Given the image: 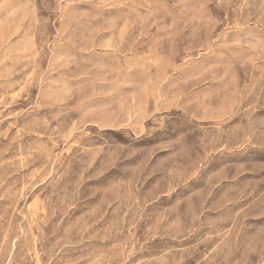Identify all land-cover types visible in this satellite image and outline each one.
<instances>
[{
  "label": "rangeland",
  "instance_id": "obj_1",
  "mask_svg": "<svg viewBox=\"0 0 264 264\" xmlns=\"http://www.w3.org/2000/svg\"><path fill=\"white\" fill-rule=\"evenodd\" d=\"M0 264H264V0H0Z\"/></svg>",
  "mask_w": 264,
  "mask_h": 264
}]
</instances>
